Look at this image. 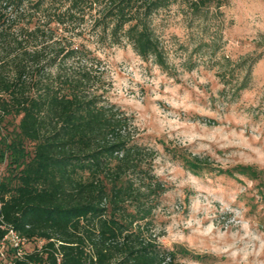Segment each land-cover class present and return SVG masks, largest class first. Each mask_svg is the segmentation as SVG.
I'll return each mask as SVG.
<instances>
[{"label":"trees","instance_id":"obj_1","mask_svg":"<svg viewBox=\"0 0 264 264\" xmlns=\"http://www.w3.org/2000/svg\"><path fill=\"white\" fill-rule=\"evenodd\" d=\"M172 2L0 0V122L20 118L0 177V242L5 223L36 243L22 256L8 246L0 264H185L189 251L154 232L168 191L154 171L157 152L136 137L126 111L91 88L101 59L75 41L89 15L97 42L126 40L167 67L151 21ZM166 150L196 174L211 167L184 148Z\"/></svg>","mask_w":264,"mask_h":264},{"label":"rangeland","instance_id":"obj_2","mask_svg":"<svg viewBox=\"0 0 264 264\" xmlns=\"http://www.w3.org/2000/svg\"><path fill=\"white\" fill-rule=\"evenodd\" d=\"M192 2L173 0L152 17L167 67L126 40L97 42L89 15L75 41L101 59L91 88L126 111L157 152L154 171L168 186L155 215L159 242L187 249L185 264H264V0L201 12ZM19 120L0 122V177ZM166 146L211 167L196 174Z\"/></svg>","mask_w":264,"mask_h":264},{"label":"built area","instance_id":"obj_3","mask_svg":"<svg viewBox=\"0 0 264 264\" xmlns=\"http://www.w3.org/2000/svg\"><path fill=\"white\" fill-rule=\"evenodd\" d=\"M3 229H6L4 237L0 242V254L4 256L6 254V249L8 246H12L15 249L16 255H24L26 251V238L22 236L20 233L16 232L12 227L7 224H1ZM28 264H41L37 261H30Z\"/></svg>","mask_w":264,"mask_h":264}]
</instances>
